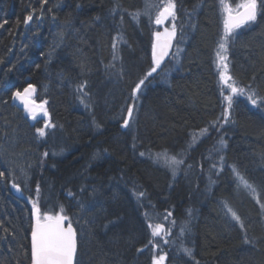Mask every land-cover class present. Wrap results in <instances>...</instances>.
Wrapping results in <instances>:
<instances>
[{"label":"trees","instance_id":"trees-1","mask_svg":"<svg viewBox=\"0 0 264 264\" xmlns=\"http://www.w3.org/2000/svg\"><path fill=\"white\" fill-rule=\"evenodd\" d=\"M174 3L172 53L147 76L155 11L131 15L144 0H0V264H31L33 203L63 206L75 264H152L149 224L170 231L165 264H264V10L227 45L245 93L225 120L221 0ZM29 85L53 124L41 140L12 104ZM164 152L183 161L178 175Z\"/></svg>","mask_w":264,"mask_h":264},{"label":"snow or ice","instance_id":"snow-or-ice-1","mask_svg":"<svg viewBox=\"0 0 264 264\" xmlns=\"http://www.w3.org/2000/svg\"><path fill=\"white\" fill-rule=\"evenodd\" d=\"M153 7H155V5H153L150 0H145L146 10L143 13L137 10L135 13H131V15L137 19L141 14L148 15L149 18H151L150 9ZM221 7L224 17V33L219 42V49L226 52L228 43L234 42V37L236 35L235 30L257 20L258 12L264 10V0H241L235 9H233L230 4L224 3V0H221ZM175 8L176 4L174 3V0H167V3H165L163 7L159 9L155 17V23L157 25H161L166 20H168L169 17L175 20ZM31 19V15L27 16L24 23L28 24ZM175 32V25L173 24L171 31L165 28L163 33L159 31L154 33V41L152 45V68L147 73V76H151L152 73L156 72L164 58L169 55L168 50L172 45V39L175 36ZM217 56L224 69V71H221L220 73V80L224 83H227L228 80L232 79L230 75H227V56L222 55L221 52H218ZM143 84L144 79H141L140 82L136 84V87L132 90L131 95L133 100L137 98V92L140 90L141 85ZM228 87L230 88L231 94L224 97L225 101L227 102V107L223 112V117L225 120L228 118V110L232 107L234 96L243 95L245 93L243 88H238L234 84L228 85ZM34 92L35 89L32 87V85H29L24 89L23 93L18 91L14 94L15 97L23 103L25 111L28 112L29 116L33 120L37 119V108L43 112L45 117L48 115L43 104L36 105L35 102L31 100V96ZM254 95L255 93L253 92L248 96V99L253 105L257 103V101L253 99ZM127 112L128 118L124 120V127L129 125V121L133 115V106H128ZM51 126L52 125L50 123L46 122L45 127ZM37 132L40 136H44L45 128H38ZM220 143L221 145H224L225 142L221 139ZM141 155H143V153H141ZM162 157L164 158L166 165L172 169L173 175H175L176 167L183 163V161L177 160L175 157L169 158L166 152L157 154V160ZM0 175H3V173H0ZM240 179L246 188L252 191L256 190L255 187L249 184L243 177H240ZM13 187L17 188V191H19L17 185L13 184ZM69 195H71V193H69ZM140 195L142 196L143 193ZM232 217L237 222H239L240 218L235 212H232ZM32 218L31 264H74V257L77 252V233L72 222L70 221V218L65 214L63 206H61L59 212H56L55 214L50 212L41 214V209L35 203H33ZM148 227L152 229L151 235L153 237L158 236L162 231H164L160 224H156L155 226L149 224ZM150 243H152V241H150ZM245 243H249V241L245 240ZM153 247H156V245L153 244ZM138 251H141V249H138ZM184 252L187 256H192L191 249H184ZM164 259L165 257L163 255L159 256L158 258L154 256L152 264H162Z\"/></svg>","mask_w":264,"mask_h":264},{"label":"rangeland","instance_id":"rangeland-1","mask_svg":"<svg viewBox=\"0 0 264 264\" xmlns=\"http://www.w3.org/2000/svg\"><path fill=\"white\" fill-rule=\"evenodd\" d=\"M150 2L153 4V5H155V3L154 2H156L157 4L155 5V7H153L152 8V10H154L155 11V16H154V26H156L158 29H157V31H161V28H160V26L159 25H157L156 23H155V17H156V15H157V13H158V11H159V9L160 8H162L163 7V5L165 4V3H167V0H150ZM225 3V2H224ZM144 6H145V0H144ZM235 9V8H234ZM223 19H224V17L222 16V21H223ZM164 26L166 27V28H168V29H170V30H172V27H173V24L175 25V20H173L171 17H169V19L168 20H166L165 22H164ZM176 29V28H175ZM223 33H224V29H223ZM176 34H177V31L175 32V36H174V38H173V46H174V42H175V40H176ZM153 39H154V36H153ZM218 52H221V54L222 55H225L226 54V52H224V51H222V50H218ZM217 52V53H218ZM169 59V58H168ZM167 59V60H168ZM226 63H227V61H226ZM215 67H216V71H217V73H218V79H219V85H220V91H221V93H222V99H223V101H224V106H225V108L227 107V102L225 101V99H224V97L225 96H227V95H229V94H231V91H230V88L228 87V85H233V82L231 81V80H228L227 81V83H224V82H222L221 80H220V73H221V71H224V69H223V66H222V64L219 62V60H218V56H217V54H216V58H215ZM161 69V68H160ZM159 69V70H160ZM227 75H229L228 74V68H227ZM237 87V86H236ZM35 90H36V88H34ZM237 96H242V95H235L234 96V98L233 99H235ZM31 100L32 101H34L35 102V104L36 105H40V104H43L44 105V109L47 111V113H48V115L45 117L44 115H43V112L42 111H40L38 108V110L41 112V114L39 115V116H37V119H35V120H33L30 116H29V114L26 112V111H22V114H23V116H25L26 118H27V120L30 122V124L31 125H36V129H35V139L36 140H41L44 136H40L39 135V133L37 132V129L38 128H45V133L48 131V130H50V129H52L53 128V124L50 122V115H49V112H48V108H47V101L46 100H43V99H39L38 98V94H37V92L35 93V95H34V97H32L31 98ZM230 112V109L228 110V113ZM229 115V114H228ZM126 118H128V113H127V115H126ZM46 122L47 123H50L52 126L51 127H45V125H46ZM165 165H166V163H165ZM180 165V164H179ZM179 165L176 167V171H175V175L174 176H176V175H178V169H179ZM166 167L169 169V171H170V173H171V175H173V171H172V169L169 167V166H167L166 165ZM155 226V225H154ZM180 232H183V230H181ZM169 236H170V231H168L166 234H163V231L158 235V236H156V237H153L152 236V252H153V255L155 256V257H159V256H161L158 252L161 250V247L162 246H164V245H168L169 243H170V240H168V238H169ZM153 244H155L156 245V247H153ZM157 254V255H156ZM162 264H165V259H164V261L162 262Z\"/></svg>","mask_w":264,"mask_h":264},{"label":"water","instance_id":"water-1","mask_svg":"<svg viewBox=\"0 0 264 264\" xmlns=\"http://www.w3.org/2000/svg\"><path fill=\"white\" fill-rule=\"evenodd\" d=\"M165 24L163 23V24H161V25H159L160 26V28H161V33H163L164 32V30H165V26H164ZM168 29V28H167ZM169 31H171L170 29H168ZM154 41V40H153ZM152 45H153V43H152ZM172 48H173V39H172V45H171V47L169 48V55L168 56H166L165 58H164V60L161 62V65H160V67L159 68H157V70H159L161 67H162V65L167 61V59L170 57V55H171V52H172ZM151 52H152V50H151ZM33 87V86H32ZM34 88V87H33ZM23 91H24V89L23 90H21V91H19V92H21V93H23ZM16 92H18V91H16ZM15 92V93H16ZM14 93V94H15ZM12 95V104L14 105V106H16L18 109H20V110H22V111H25V109H24V105H23V103L19 100V99H17L16 97H15V95ZM34 95H35V92L32 94V96H31V98L32 97H34ZM36 111H37V116H39L40 114H41V112L38 110V109H36ZM28 113V112H27ZM66 224H67V222H66ZM73 227H74V224H73ZM74 229H75V227H74ZM29 245H30V259H31V232H30V236H29ZM76 254H77V252H76ZM75 258H76V255H75V257H74V264H75Z\"/></svg>","mask_w":264,"mask_h":264}]
</instances>
